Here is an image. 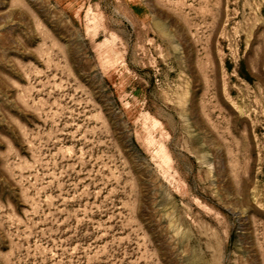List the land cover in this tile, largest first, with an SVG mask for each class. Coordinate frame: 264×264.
<instances>
[{
  "label": "rangeland",
  "instance_id": "obj_1",
  "mask_svg": "<svg viewBox=\"0 0 264 264\" xmlns=\"http://www.w3.org/2000/svg\"><path fill=\"white\" fill-rule=\"evenodd\" d=\"M0 264H264V0H0Z\"/></svg>",
  "mask_w": 264,
  "mask_h": 264
},
{
  "label": "bare ground",
  "instance_id": "obj_2",
  "mask_svg": "<svg viewBox=\"0 0 264 264\" xmlns=\"http://www.w3.org/2000/svg\"><path fill=\"white\" fill-rule=\"evenodd\" d=\"M200 157H202V158H203V156H200Z\"/></svg>",
  "mask_w": 264,
  "mask_h": 264
}]
</instances>
